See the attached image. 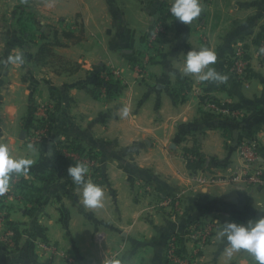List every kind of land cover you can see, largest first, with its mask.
Listing matches in <instances>:
<instances>
[{
	"label": "crops",
	"instance_id": "0c3cea01",
	"mask_svg": "<svg viewBox=\"0 0 264 264\" xmlns=\"http://www.w3.org/2000/svg\"><path fill=\"white\" fill-rule=\"evenodd\" d=\"M13 1L0 0L1 17H10L6 9ZM173 2L33 0L35 9L19 6L13 15L30 19L31 26L8 47L22 51L24 63L0 65V142L14 157L33 159L27 174L37 186H48L33 199L6 202L5 223L20 233L19 264H25L23 259L29 264H108L113 256L122 264H167L170 237L183 234L194 220L216 227L194 255L195 246L182 238L181 253L193 256L191 264H255L244 250L230 257L217 233L225 221L247 223L264 216V187L197 185L184 154L199 146L204 169L228 174L241 163L238 143L253 138L264 168V65L259 66L254 49L264 28V0H200L201 14L191 25L172 16ZM158 18L165 32L149 52L146 76L138 78L135 64L147 53L145 35ZM56 19L64 31L82 33L83 39L73 43L62 37L64 45L53 47L56 60H37L47 40L42 34ZM240 42L251 48L248 82L226 73ZM202 47L216 52L210 67L228 76L226 84L181 75L186 53ZM113 69H120L122 78L105 77ZM47 102H55L54 109L45 108ZM223 106L235 109L238 118L221 115ZM124 108L128 115H117ZM48 119L54 133L46 140L59 143L30 150L23 125H43ZM63 142L77 153L96 155L89 177L104 190L102 208L85 209L68 169L48 165L49 156L63 153ZM163 199L177 200V217L158 207ZM29 232L33 235L26 240ZM4 257L0 264H7Z\"/></svg>",
	"mask_w": 264,
	"mask_h": 264
},
{
	"label": "clouds",
	"instance_id": "9594fccd",
	"mask_svg": "<svg viewBox=\"0 0 264 264\" xmlns=\"http://www.w3.org/2000/svg\"><path fill=\"white\" fill-rule=\"evenodd\" d=\"M201 11L200 0H174L170 7L172 16L188 25H191L192 21L201 14ZM259 53L264 55V46L260 47ZM216 61L217 54L210 48L191 49L186 53L181 75L195 76L199 82L226 84L228 76L218 72L214 67H210ZM23 63L24 54L22 52H17L15 55L10 54L6 59H0V64L5 66ZM117 115L126 117L128 115L127 108L123 109L122 114L118 111ZM28 148L33 150L31 144L28 145ZM49 155H51V148H49ZM33 162V159L29 157H14L8 144L0 142V195L8 191L11 177L26 175ZM67 171L68 176L77 186L82 206L85 209L102 208L104 190L101 185L89 177L88 165L78 161L70 165ZM217 236L226 241V251L230 257L233 253L244 250L253 258L255 264H264V216L250 219L247 223L225 221ZM108 264H122V261L113 256Z\"/></svg>",
	"mask_w": 264,
	"mask_h": 264
},
{
	"label": "built area",
	"instance_id": "2783aa9c",
	"mask_svg": "<svg viewBox=\"0 0 264 264\" xmlns=\"http://www.w3.org/2000/svg\"><path fill=\"white\" fill-rule=\"evenodd\" d=\"M210 1V0H207ZM165 32L164 21L162 18H158L151 26L149 32L145 35L146 44L148 51L145 53L144 57L135 64V70L137 72L138 78H143L147 74V66L149 63V52L157 46L160 38ZM264 46V40L258 43H254L255 55L259 66L264 65V55L259 53L260 47ZM250 46L240 42L237 45L236 55L232 58L226 66V73L229 76L236 77L242 82H248L250 79L251 71V48ZM106 76H112L116 79L122 78L121 70L113 69L105 72ZM52 108L50 107L49 110ZM220 114L229 117L230 119L238 118V112L231 108L230 106H223L219 109ZM51 119L47 120L48 127L42 128L40 134L45 135L47 128L49 129V123ZM51 124V123H50ZM44 126V125H43ZM41 127V126H40ZM39 128V127H37ZM49 133V132H48ZM44 137V136H43ZM47 137V134H46ZM42 138V137H41ZM241 163L239 165L229 168L228 174H219L211 172L209 169H199L194 173V180L197 185H218V184H233L241 185L245 187H264V168L258 163L259 158V143L256 139L249 138L241 140L237 146ZM72 155L73 162L82 161L88 165V167L93 168L95 162L90 160L94 159V156L88 153H77L75 149ZM71 153V152H70ZM186 160L194 159L195 156L192 153L186 152L184 154ZM20 180V179H19ZM16 181V180H15ZM3 195H7L5 192ZM0 198L2 196L0 195ZM158 207L164 210H179V205L177 200L163 199L158 204ZM6 218L3 214V209L0 211V243L5 249H13L16 244L15 231L12 227L5 225ZM215 224L211 222H199L191 226L190 235L192 240L198 242L197 248L202 247L201 244L210 241L212 232L215 230ZM178 239L173 238L167 245L166 260L167 264H191L182 254H180L178 248ZM52 248V247H51ZM198 252V251H197ZM196 254V252H195ZM13 261L10 264H19L20 260L14 255ZM22 264V263H21Z\"/></svg>",
	"mask_w": 264,
	"mask_h": 264
},
{
	"label": "rangeland",
	"instance_id": "374dc122",
	"mask_svg": "<svg viewBox=\"0 0 264 264\" xmlns=\"http://www.w3.org/2000/svg\"><path fill=\"white\" fill-rule=\"evenodd\" d=\"M19 6H21V7H23V6L27 7L26 10H29L30 12L33 9L36 8L35 7V4L33 3V0H26L24 3H19L18 0H14L13 2H10V4L8 5V7L6 9V10H10V12H11L10 13V17H1L0 16V59H6L10 54H14L15 55L17 52H20L18 49L16 51H12V50L9 51L8 50V47H9V45L14 44L13 42H17L18 43L19 42L18 41V38L21 39L24 35H26L25 34V31L26 30L24 31L23 29L24 28L27 29L29 26H31V20L30 19H23V18L21 19V18L13 17V15L19 13L18 12L19 9H20ZM0 11H2V8H0ZM47 27H50V29L47 30L48 32H46V35L42 34V37H46V39H47L46 42L49 41V39H50L51 41H49V42L52 43L53 40H54V38H55L56 32H58V36L59 37L62 36L61 33L64 31V29H63V26H60L59 25V21H57V19H56V21L51 20L49 22V24L47 25ZM61 39H62V37H61ZM13 52H15V53H13ZM42 57L44 59H48L49 61L56 60L57 59L56 56H55V54H54V52H53V48H51L50 49V52H48L46 55H43ZM0 71H1V68H0ZM2 87H3V85L1 86V82H0V105H1V101L3 99V95H1V92H2L1 88ZM45 104H46L45 105V108H47L49 110L50 107L52 109H54L56 103L54 102V104H53V102H47ZM33 106L36 108L37 104H34ZM1 123H2V119H0V125H1ZM50 123H49V126H50ZM33 125L34 126L29 127V125H28V127H26L27 126V123H25V125H23V127H22L24 129H26L27 132H28L27 135H26V137H25V140H24L25 144H27L26 145L27 147H28L29 144H31V145H34L33 148H35V146H36V147L40 148L39 151L40 150L43 151V150H45L46 144H47V146H50L51 148H54V146L59 143V142H56V144H55L54 139H53V141H50L51 143H49V140L48 141L46 140L47 137H50V135L54 133L53 132L54 131V128L52 130H50V129L47 128V131H46L47 137H46V134L45 135H42V136L37 135V133H39L42 128L48 127L47 121L45 123H43L44 126L41 125V123H38V122L33 123ZM37 127H39V128H37ZM45 142H48L49 144L48 143H45ZM61 145L63 146V149H62V152L63 153L60 154V155L63 158L65 156L68 157V155L70 156V154H73V152H74L73 149H75V148L71 147V146H73L72 144H70L69 142H63ZM47 150H49V149L47 148ZM88 153L94 156V159L93 160H90L91 162L97 161L96 155L93 152H88ZM72 157L73 156L71 155V158H70L71 160H73ZM47 162H48V165H50V164L51 165H54V164H63V167H67V165L65 163L59 162L58 156L56 154L54 155V153H53L52 156H49L47 158ZM70 162H71L72 165L75 163L73 161H70ZM52 163H54V164H52ZM67 169H68V167H67ZM89 169H90V171H89V174L88 175H91L92 174V169H91V167H89ZM22 179H27L28 180V183H29V182H33L34 181V176H31V175H28V174H26V175L22 174V175H19V176L13 175L11 177V179H10V187H9V189L7 191V195H1L2 198H0V211H1V209L4 210L3 211V214L5 215V218L7 217V214H8V212H7L8 210L6 209V202H7L8 199H10L12 197H16L17 199H19V200L23 199V201H24L27 198L25 196L26 191H24L23 189H21L19 187V184H22V181H21ZM54 183H55V181H54ZM47 187H44V190ZM163 212L165 214H167L169 217H173L174 218V217H177L178 216L179 210L177 209L176 211H174V210H169L168 209V210H164ZM198 223H199V220H194L193 222H191L186 227L185 232L183 234L176 233V234H174V236L172 235L170 237L167 245L170 243V241L173 238H175V239L177 238L178 241H179L178 242V248H179L180 254H182L181 253V250H180V243H181V240L183 238V239L187 240L188 242H191L195 246L194 247V252H193V255H194L195 252L199 251V249L197 248L198 242L192 240L191 236L193 237V235H190V232L189 231H190L191 226H193L195 224H198ZM5 225L7 227L8 226L12 227L14 229V231H15L16 244H15V247L13 249H5V247L2 246V243H0V258L2 257V255H5L6 257H4L3 260H6L7 259V264H10L13 261L12 258L14 257V255L17 256V258L20 260V256H19V253L20 252H19V249H18V243H19L20 233L18 232V235H17V230H15L14 226L9 225V224H6V223H5ZM32 235H33V233H31V232H29V234L28 233H25L24 234V238L26 240H28V238L32 237ZM16 237H18V238H16ZM208 242L209 241H207L204 244H201L202 245L201 248H203L205 245H207ZM192 257L193 256H191V258H189V260H188L187 257H186V259L188 261H190V263H191L194 260V258H192Z\"/></svg>",
	"mask_w": 264,
	"mask_h": 264
},
{
	"label": "trees",
	"instance_id": "16d2710c",
	"mask_svg": "<svg viewBox=\"0 0 264 264\" xmlns=\"http://www.w3.org/2000/svg\"><path fill=\"white\" fill-rule=\"evenodd\" d=\"M166 15V14H165ZM63 38H65L68 42H73V43H77L80 42L83 39V35L81 34H75L71 31H64L62 32V36ZM261 40H264V28L262 29V31L260 32V34L256 37L254 43H258ZM64 45V42H62L61 38H58L57 33L55 35V38L53 40V42H45L44 44H42V46L40 47L38 54L36 55V59L37 60H42L44 59L42 56L46 55L48 52H50V49L53 48L54 46H61ZM95 83H99L98 81H94ZM100 84H103L102 82ZM211 84V82H210ZM211 89H214V86L211 85ZM50 128H52V126L50 125ZM187 152L192 153L195 158L194 159H189L188 160V166L189 168L193 171L196 172L199 169H204L206 167V158L205 156L200 152V148L199 146H195L191 149H187ZM58 156V160L59 162H63L67 165V167H69L70 164H68L67 162H65V158H63L59 153L57 154ZM66 167V168H67ZM51 174L47 175V176H43L41 177L42 180H45L46 177H50ZM22 184H19V187L21 189H23L24 191H26L25 196L27 197L26 199H33V196H35V193L37 192H43V187L42 186H37L35 184V181L33 182H29L27 179H22ZM28 193V194H27ZM15 230H17L16 227H14ZM17 235H18V230H17ZM18 238V237H16ZM25 264H29L27 261H25L23 259Z\"/></svg>",
	"mask_w": 264,
	"mask_h": 264
}]
</instances>
